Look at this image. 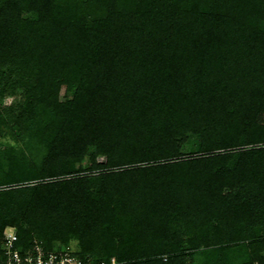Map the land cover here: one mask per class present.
Returning a JSON list of instances; mask_svg holds the SVG:
<instances>
[{
	"label": "trees",
	"instance_id": "1",
	"mask_svg": "<svg viewBox=\"0 0 264 264\" xmlns=\"http://www.w3.org/2000/svg\"><path fill=\"white\" fill-rule=\"evenodd\" d=\"M3 129L0 239L264 264V0H0Z\"/></svg>",
	"mask_w": 264,
	"mask_h": 264
},
{
	"label": "built area",
	"instance_id": "2",
	"mask_svg": "<svg viewBox=\"0 0 264 264\" xmlns=\"http://www.w3.org/2000/svg\"><path fill=\"white\" fill-rule=\"evenodd\" d=\"M111 259L110 264H114ZM0 264H106L103 261H93L73 255L68 248L58 252H45L34 241L28 245L20 243L14 228L8 227L0 239Z\"/></svg>",
	"mask_w": 264,
	"mask_h": 264
},
{
	"label": "rangeland",
	"instance_id": "3",
	"mask_svg": "<svg viewBox=\"0 0 264 264\" xmlns=\"http://www.w3.org/2000/svg\"><path fill=\"white\" fill-rule=\"evenodd\" d=\"M61 94L65 93L64 90H61L60 91ZM19 100V97L18 96H8L4 99V105H9L11 104L12 102L14 101H18ZM32 136V132L31 131H28L27 132V135H26V138L28 137H31ZM0 142L2 143H7V144H12L14 142V139L12 137V135L6 130V129H3L0 131ZM104 157H99L97 159L98 162H104ZM84 166H81V165H78L77 166V169L78 170H83ZM72 248L74 247V245L72 244L71 246Z\"/></svg>",
	"mask_w": 264,
	"mask_h": 264
}]
</instances>
